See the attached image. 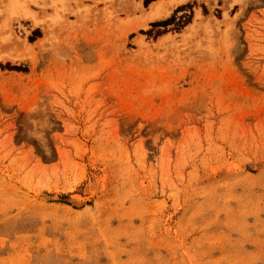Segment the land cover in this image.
<instances>
[{
    "label": "rangeland",
    "instance_id": "rangeland-1",
    "mask_svg": "<svg viewBox=\"0 0 264 264\" xmlns=\"http://www.w3.org/2000/svg\"><path fill=\"white\" fill-rule=\"evenodd\" d=\"M26 6L0 17V264H264V0Z\"/></svg>",
    "mask_w": 264,
    "mask_h": 264
},
{
    "label": "bare ground",
    "instance_id": "bare-ground-1",
    "mask_svg": "<svg viewBox=\"0 0 264 264\" xmlns=\"http://www.w3.org/2000/svg\"><path fill=\"white\" fill-rule=\"evenodd\" d=\"M161 7H162L161 1L160 2L158 1L156 3H152L150 5L148 13H149V18L151 20H154V19L159 17V15L161 13ZM2 16H3V20H4V16H5L7 21H9L8 22L9 35L11 34L10 22L13 19L26 18V19L30 20L34 26L41 25V23H40L41 21H38L36 19L37 17L35 18L34 12H32V11L30 12L28 7L26 6V0H0V17H2ZM7 21H5V22H7ZM6 35H8V34H6ZM10 40H11V38H10ZM78 200H76V198H71V202L73 204H75V206L78 205V203H77Z\"/></svg>",
    "mask_w": 264,
    "mask_h": 264
}]
</instances>
